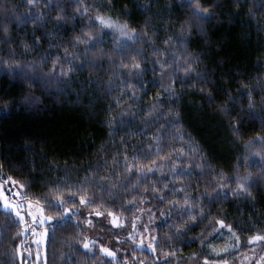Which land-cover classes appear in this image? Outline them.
Returning a JSON list of instances; mask_svg holds the SVG:
<instances>
[{
	"label": "trees",
	"instance_id": "trees-1",
	"mask_svg": "<svg viewBox=\"0 0 264 264\" xmlns=\"http://www.w3.org/2000/svg\"><path fill=\"white\" fill-rule=\"evenodd\" d=\"M5 3L9 4L17 15L29 11L26 0H0V12L3 11ZM49 3L52 7L46 5L43 0L35 5V11L43 14L35 24L14 23L11 15L8 21H3L10 25L8 34L12 36V41L5 43L4 34L0 32V58L9 59V63L17 60L30 64L39 62L45 53L51 52L52 59H55L58 54L63 53L64 47L54 48L52 45L55 43L68 46L69 41L83 30L93 36L105 34L102 47L111 59L104 61L103 71L90 66L76 72L73 81L67 84L53 81L47 85H33L31 81L17 77L11 72L5 74L0 71V183H3L6 193L10 195L11 192L7 190L12 188V185L4 183L9 176L21 182L31 181L28 194L33 200L41 195L50 199L47 197L49 182H63L65 170L67 178L76 183L90 176L88 169L95 170L105 160L111 164L113 156L121 147V137L130 149L133 145L146 148L159 125H152V131L147 128L141 130L144 116L137 109H146L158 104V94L163 91L156 86V81L161 80L162 73L154 71L155 65L152 61L167 59L170 63L171 57L164 54V41L167 37L176 35L180 25L190 15L187 6L184 9L173 6L169 13L168 6L178 4L179 0H155L150 13L144 12L140 7L149 3V0H83V4L88 6V16L103 15L110 20L122 22L130 30L135 29L141 36L144 35L146 22L152 25L147 33L152 40H139L133 46L138 51H133L132 48L121 49L109 33L100 26L92 27V22L85 16L80 15L78 19H74L78 15V6L74 5L72 0H49ZM57 4H61L62 13L59 8L52 10ZM201 4L202 7L208 8L215 18L195 22L202 23L203 30L193 28L187 33L190 42L186 48L193 56L200 57L197 70L202 74L207 73V76L205 81L198 85L195 75L187 84L183 81L175 84V90L183 93L176 109L173 110L179 112L180 123L175 128L165 126L160 129L168 141L164 153L183 148L185 162L180 166L187 169L189 164L199 165L191 169L194 173L192 176L185 175L176 180L177 186L185 187L189 195H202L205 192L215 195L213 189L217 183L227 184L237 173L243 176L251 172L256 183L250 189V195L229 194L227 198L222 197L215 203L208 199L199 202L204 211L210 214V219L219 216L225 218L226 223L233 224L239 237L238 246L237 237L231 238L227 229H221L202 239L201 233L209 232V220H205L198 227L193 226L186 236L173 240L172 247L177 251L172 264H178V261H185L186 264H205L204 257H207L208 264H216L221 258L228 259L229 264H239L243 256L264 249V245L260 243H248L249 236L254 232L264 233V170H261L258 164L253 167H249L247 163L239 166L237 164L239 158H251L252 151L261 149V144L254 141L264 139V119L253 118L246 111L241 113L240 106L246 107L247 100L239 99L241 89L249 91L253 85L260 88V83L264 81V7L259 6L260 0H239V4L237 0H201ZM58 14L67 17L59 28L55 22ZM96 24L99 25L97 22ZM153 33L160 39L156 40ZM153 43L161 49L159 54L153 52ZM24 45L30 46L27 52ZM85 47L86 45L81 44L79 48L67 47V50L80 52ZM173 51L179 55L183 49L175 45ZM132 57H135L144 69L142 81L145 87L141 89L139 85L135 86L136 96L142 97L139 101L123 94L119 88L122 81L120 62L128 63ZM52 59L44 66L45 72L51 67ZM82 59L84 58L80 57V60ZM123 72L135 75L130 63ZM163 83L167 84L168 80L163 79ZM201 88L211 91L218 102H226L230 96L237 98L236 106L229 105V108L232 117L243 118L244 122L239 126L238 133L232 130L235 120L230 122L229 116L219 112L216 104L209 105L206 97L202 99ZM132 90L130 88L128 92L131 93ZM163 96L167 99L168 94L163 92ZM255 99L256 111L259 116H264V112L259 109V104L264 99V88H260ZM201 104L203 107H200ZM129 107L133 113L140 115L141 119L135 121V126L129 125L110 135L111 129L107 121L113 116L119 119L120 111ZM158 111H169L168 105L158 108ZM178 133L183 139L177 137ZM189 137L191 139H188ZM135 154V151L128 152L130 161ZM177 154H173L172 163L177 162ZM152 159H157L155 152ZM120 160L122 167L123 157H120ZM142 162L146 165L151 163L147 160ZM159 162L165 164L163 174L170 176L171 164L167 160H158ZM111 171L109 168L100 175H108ZM220 173L227 179L221 180ZM155 175L159 178L161 173ZM108 183L109 192L94 189L97 202L103 197L107 210L115 200L116 207L112 210L127 218L125 229H129L131 218L140 215V212L121 209V197L127 201L131 200L132 196L124 193L122 188L112 189L111 184L115 181ZM143 187L144 185L141 190ZM231 187L235 188V184ZM112 193L116 195L113 196ZM182 196L183 193H176L169 199H181ZM45 206L47 214L56 215V210L48 208L46 201ZM139 207L151 209L157 220L155 233H159L160 248L167 250V235L175 230L166 222L169 217L161 218L159 213H167L169 204H161L153 199L151 204L144 203ZM177 214V211L172 212V217ZM25 218L31 223L27 214ZM100 218H96L95 226L98 228L102 226ZM179 222L172 219V223ZM35 227L42 231L39 226ZM46 227L48 237L37 242L34 233L30 229L24 231V226L19 225L14 216L0 212V264H92L93 259L95 264H109L111 261L100 253L98 248L94 249V257L92 254H89L92 258L85 257L86 250L76 245L79 233L72 224L61 227L56 221ZM83 235H87V230ZM69 244L76 245L79 251L74 252ZM226 245L232 247H229L227 253H220L219 256L212 250L215 248L218 251ZM129 252L135 256L134 260L129 257V264H138L139 260L152 264L151 252L138 248L130 249L114 264H122L123 258L128 256ZM193 253L196 254L195 258Z\"/></svg>",
	"mask_w": 264,
	"mask_h": 264
},
{
	"label": "snow or ice",
	"instance_id": "snow-or-ice-1",
	"mask_svg": "<svg viewBox=\"0 0 264 264\" xmlns=\"http://www.w3.org/2000/svg\"><path fill=\"white\" fill-rule=\"evenodd\" d=\"M39 2L40 0H26V4L29 6V11L20 15H17L15 11L11 9V6L5 3L3 11L0 12V32L4 34L5 43H10L12 41V36L8 34L10 31L9 23H3V21H8L9 16L11 15L13 17L12 22L14 23L24 25L31 22L35 24L43 15L42 13H37L35 11V5ZM43 2L49 7H52L49 0H43ZM154 2L155 0H149V3L141 5L140 7L144 12L150 13V8ZM72 3L78 6V15L74 17V19H78L80 15H83L92 22V27L100 26L102 29L105 27H113L110 18L103 15H97L95 17L88 16V6L83 4V0H72ZM237 4H239V0H237ZM173 6L181 9H184L185 6H187L190 10V15L188 19L180 25L179 32L174 36L167 37L164 41L166 45L164 54L171 57L170 63L167 59L162 61H152L153 65H155L154 71L162 73V78L161 80L156 81V86L160 87L163 91L158 94V104L146 109H137V111L144 116L140 126L141 130L147 128L149 131H152V125H159V129H157V132L152 135L151 142L146 145V148L133 145L130 149L129 145L124 141V138L121 137V147L113 156L111 164L105 160L102 164H99L95 170L88 169L87 171L90 172V176L85 177L84 180L76 183H73L67 178V170H65V179L63 182H58L57 180L49 182V186H47V197H50V199L41 195L33 200L28 194V185L32 182L17 181L9 176L4 183L13 186L7 190V192H11L12 197L17 200L16 203H13L12 200L8 198L3 183H0V212L8 216H14L16 222L19 225L24 226V231L30 229L34 235L40 238V241H43L48 237V227H46V225L52 224L56 221L59 222L61 227H67L69 224H72L79 233V238L76 239V245H79V248L86 250L84 252L85 257H94V249L98 248L100 253L111 258L109 264H114L117 259V251L114 250L113 247L105 246L99 239H92L87 235H83V233L85 230L94 228L97 222L96 218L99 217H104L108 224L114 228L126 227L125 220L127 218L119 215L118 211L112 210V208L116 207L115 200L112 202V207L105 210L106 201L101 197L100 202L98 203L94 191V189L99 188L101 191L109 192L110 188L108 182L115 181V183L111 184L112 189L122 188L124 193L132 196V199L127 201L121 197V209L126 208L129 212L136 211L144 213L147 211L149 213L148 224L141 222V216L139 215L131 218V231L127 232V237L134 246L151 252L152 264H172V260L176 259L177 251L172 247L173 240L178 239L181 236H186L193 226L198 227L199 224L204 223L205 220H209V232L201 233L202 239L206 235H214L221 229H227L228 232L237 237L236 246L239 245V237L234 230L233 224L226 223V219L220 218L219 216L210 219V214L204 211L202 204L199 202L208 199L212 203H215L222 197L227 198L229 194L233 196L250 195V189L256 183L253 179V174L247 172L246 175L241 176L237 173L235 178L230 179L227 184L217 183L216 187L213 189L215 195L208 192H205L202 195H189L185 187L177 186L176 180L185 175L192 176L194 173L191 169L199 167V165L189 164L187 169L180 166L185 162L183 159V148L179 150L173 149L172 153H164V148L168 147V141L165 134L160 131V129H163L165 126L175 128L180 123L179 112L173 110L176 109L179 98L183 93L182 91L177 92L175 90V84L180 81L187 84V81L195 75V82L198 85L204 82L207 76V73L202 74L197 70L200 57L193 56L187 51L186 45L190 42V36L187 35V33H190L193 28L203 30V24L195 23L196 21H210L215 18L212 13L209 12L208 8L202 7L201 0H179L178 4L168 6L169 13H171ZM259 6L264 7V0H260ZM102 7L103 5H101V8ZM56 8H59L61 13L63 12L61 4H57L52 10H56ZM66 19L67 17L65 15L58 14L55 18L57 28L61 27V22ZM97 21L99 22V25L96 24ZM169 24L171 26V22H169ZM85 27L89 26L85 25ZM151 27L152 25L146 22L144 35L141 36L135 29L129 30L127 25H123L119 29L120 36L115 37V39L117 43L120 44L121 49L132 48L133 51H138L133 47L135 43L141 39H144L146 42L152 40V37L147 34ZM104 35L105 34L93 36L82 30L80 34L75 35L72 40L69 41L68 46L54 43L52 45L54 48L64 47L63 53L58 54L55 59H52L51 52L45 53L40 58L39 62H33L30 64H25L24 62L17 60H12L11 63H9V59L0 58V71H4L5 74L11 72L17 77L31 81L33 85H47L53 81L67 84L68 82L73 81V76L76 72L82 71L90 66L99 71H103L104 61L106 59H111L108 52L102 47L105 43ZM153 35L156 40L160 39L155 33H153ZM81 44L86 45L83 51L69 52L67 50V47H72L74 49L79 48ZM175 45H179L183 49L179 55L173 51V46ZM152 46L154 53L159 54L161 52V49L157 48L154 43ZM29 47V45H24L26 52ZM80 57H83L84 59L80 60ZM50 59H52V65L48 71L45 72L44 66L48 64ZM113 63H115V61H113ZM128 63L131 64V69L133 73H135L134 76L123 72V69L128 67ZM128 63H125L124 61L120 62L122 81L119 88L123 94L130 95L132 99L139 101L142 100V97L136 96L135 86L139 85L141 89L145 87V84L142 81L144 69L141 68V63L137 61L135 57L130 58ZM144 63H147L146 59L144 60ZM25 69H27V71ZM169 72H171V76H169ZM165 78L168 80L167 84L163 83V79ZM257 79L259 80V77ZM130 88L133 89L131 93L128 92V89ZM260 88H264V81L260 83ZM260 88L253 85L249 91L241 89L239 99L247 100L246 107L244 105L240 106L241 113L246 111L253 118L259 117L264 119V116H259V113L256 111L257 103L255 95H259ZM109 89H111V85H109ZM200 90L203 93L202 99L206 97L209 105L216 104L219 112L229 116L230 122L235 120V123L232 125V130L234 133H238L239 126L244 122L243 118L232 117L231 109L229 108V105H232V107L236 106L237 98L230 96L226 102H218L216 97L207 88H201ZM163 92L168 94L167 99L164 98ZM166 104L168 105L169 111H158V108H162ZM200 107H203V104H201ZM259 109L260 112H264V99H262L259 104ZM138 119H141V116L133 113L131 107L127 110L120 111L119 119L113 116L107 121L111 129L110 135H114L121 128H126L129 125L135 126V121ZM161 121H163V123H161ZM177 137L183 139L179 133L177 134ZM188 139H191V137ZM254 142L260 143L261 149L251 153V158H239L237 164L239 166L247 163L249 167L258 164L260 169L264 170V139ZM130 150L135 151L136 153L131 161L128 158V152ZM153 152L156 153V160L152 159ZM174 153H178L175 156L176 163H172ZM120 157H123L122 167ZM144 160L150 161V165L144 164L142 162ZM158 160H167L168 163L171 164L169 169L170 176L163 174L165 164L163 162L158 163ZM109 168L112 169L110 174L100 175L101 172H105ZM158 172H160L161 175L159 178H156L155 174ZM220 179L225 180L227 178L223 173H220ZM232 184H235V188L231 187ZM142 185H144L143 190H141ZM176 193H183L181 199L170 200L169 197H174ZM112 195L115 196L116 193H112ZM153 199L161 204L166 202L169 204L167 213L164 211L159 213L161 218H165L166 216L169 217L166 222L175 230L167 235V250L160 248L161 240L159 233L156 232L154 234L153 229L150 227V224L153 223L154 215L151 209L139 207V205L144 203L151 204ZM181 200L183 203H181ZM45 201L48 208H54L56 210L55 216L47 214ZM25 209L27 217L30 218L31 223L25 218ZM174 211H177L178 214L175 217H172V212ZM172 219L180 221L179 224L172 223ZM99 222L103 223V221ZM37 224L43 228L42 232L37 231L35 227ZM17 235H19V233ZM137 236H140L141 238L137 240ZM117 242H119V236H117ZM248 243H260L264 245V233L254 232L249 236ZM76 245L69 244V247L73 248L74 252H76L79 251V248H77ZM229 247H232V245H226L218 251L215 248L212 250L219 256L220 253H227ZM121 251L128 252V249H121ZM262 253H264V249H262ZM89 254H92V257H89ZM192 256L195 258L196 254L193 253ZM129 257L133 260L135 259L134 254L129 252L128 256L123 258L122 264H129ZM71 259L72 257L70 256L69 260ZM204 261L205 264H208L207 257H204ZM92 264H95L94 259ZM138 264H145V261L139 260ZM178 264H186V262L178 261ZM216 264H229V260L221 258ZM255 264H264V254L255 261Z\"/></svg>",
	"mask_w": 264,
	"mask_h": 264
},
{
	"label": "rangeland",
	"instance_id": "rangeland-1",
	"mask_svg": "<svg viewBox=\"0 0 264 264\" xmlns=\"http://www.w3.org/2000/svg\"><path fill=\"white\" fill-rule=\"evenodd\" d=\"M111 22L113 25L112 28H106L105 27L103 29L107 33H109L114 38V40L116 41L115 37L120 36V31H119L120 27L123 25H126V24L119 22V21H114V20H111ZM97 23L99 24L98 21H97ZM117 44L120 46L119 43H117ZM253 152L254 151H252L251 153H253ZM16 190H19V189H16ZM7 196L10 200H12L13 203L17 202V200H15L11 194L10 195L7 194ZM144 208L149 209L147 207H144ZM25 214H26V209H25ZM139 216H141V222H143L145 224L149 223V213L147 211H145L144 213H140ZM99 221H103V223H100L102 225L101 228H98V226L97 227L95 226L94 228L87 230V236H89L92 239H99L100 242L103 243L105 246L113 247L114 250L117 251V259L121 258V256H123V254L126 253V252H122L121 249H128V251H130V249H132V248L141 249L139 247L134 246L132 244V242L130 240H128L127 232L131 231V227L129 229L114 228L110 224H108L107 220L104 217H101ZM156 224H157V220H155L154 215H153V223L150 224V227L153 229L154 234H155ZM35 226H39V225L37 224ZM138 227H139V222H138ZM37 231L42 232L43 228H42V231L38 230V229H37ZM117 236H119V242H117ZM230 236H231V238H235L232 234H230ZM140 238H141L140 236H137V240H139ZM35 239L37 242L40 241V238L36 235H35ZM256 244H258V243H256ZM256 244H251V245H256ZM262 254H264V253H262V251H255V252H252L251 254L245 255L241 258L239 264H255V261L258 260ZM108 258L111 259L110 257H108Z\"/></svg>",
	"mask_w": 264,
	"mask_h": 264
}]
</instances>
